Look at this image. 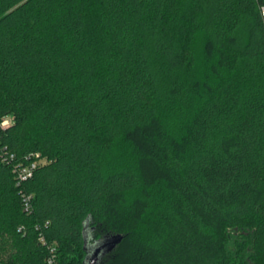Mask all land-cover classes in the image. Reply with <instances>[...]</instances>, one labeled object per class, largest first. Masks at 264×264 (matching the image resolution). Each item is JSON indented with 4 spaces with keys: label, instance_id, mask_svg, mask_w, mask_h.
Segmentation results:
<instances>
[{
    "label": "trees",
    "instance_id": "obj_1",
    "mask_svg": "<svg viewBox=\"0 0 264 264\" xmlns=\"http://www.w3.org/2000/svg\"><path fill=\"white\" fill-rule=\"evenodd\" d=\"M260 4L0 0V264H264Z\"/></svg>",
    "mask_w": 264,
    "mask_h": 264
},
{
    "label": "built area",
    "instance_id": "obj_2",
    "mask_svg": "<svg viewBox=\"0 0 264 264\" xmlns=\"http://www.w3.org/2000/svg\"><path fill=\"white\" fill-rule=\"evenodd\" d=\"M259 12L262 17V20H264V4L259 5ZM10 123V119L8 117H4L0 120V127L4 128ZM13 153L8 152L6 150L5 146L0 147V159L3 161H7L12 159ZM36 166L35 161H29L26 163H16L13 167V171L15 172V178H16V185L20 184L25 179L32 176L33 170ZM21 205L23 207V210L26 212H31L32 210V201H31V195L28 193H21ZM20 229V227H19ZM49 255L46 258L45 264H56L55 262V248L53 246H49L48 248Z\"/></svg>",
    "mask_w": 264,
    "mask_h": 264
},
{
    "label": "water",
    "instance_id": "obj_3",
    "mask_svg": "<svg viewBox=\"0 0 264 264\" xmlns=\"http://www.w3.org/2000/svg\"><path fill=\"white\" fill-rule=\"evenodd\" d=\"M82 237L84 241L85 256L82 264H99L100 259L104 253L112 248L119 237L104 238L93 242L89 241L87 220L83 222Z\"/></svg>",
    "mask_w": 264,
    "mask_h": 264
}]
</instances>
